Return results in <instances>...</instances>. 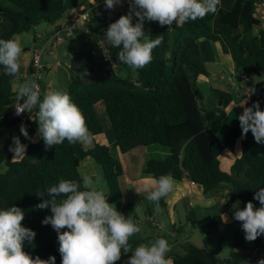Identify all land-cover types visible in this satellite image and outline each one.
<instances>
[{
  "label": "trees",
  "instance_id": "16d2710c",
  "mask_svg": "<svg viewBox=\"0 0 264 264\" xmlns=\"http://www.w3.org/2000/svg\"><path fill=\"white\" fill-rule=\"evenodd\" d=\"M83 0H0V38L9 39L32 32L36 36L38 26L47 22L55 24L66 13L78 8ZM258 0H237L232 8H219L217 14H209L203 19L189 21L181 26L174 25L169 41L171 54L163 47L161 34L151 29L150 39L159 35L162 44L153 50V60L148 68L137 70L138 77H125L119 72L110 74L103 81H94L90 75L76 74L71 81L68 94L81 109L89 132L99 135L104 132V124L97 116L95 106L103 101L106 113L112 124L115 141L113 146L122 153L139 146L158 144L168 147L170 155L163 159H149L144 173L158 178L171 174L175 180L188 178L203 187L205 196L216 195L228 187L227 202L240 203L241 208L254 200L255 193L264 187V145L256 151L248 134L242 135L239 119L230 121L229 147L232 151L238 138H241V155L232 163L229 170L222 167L219 151L214 145L211 127L221 121L226 112L220 107L207 108L205 96L197 85L201 75H209L203 56L201 39L220 41L231 52L236 70L246 75L242 80L251 88L252 103L264 100V29L259 34L254 28L260 25L256 13ZM159 27H169V25ZM120 49L109 45L108 52L119 68L126 65L118 61ZM105 55L100 56V61ZM22 64L19 79L22 78ZM16 77L4 74L0 68V208L12 205L25 212L22 224L32 228L36 236L32 243H25L24 250L33 259L39 256L48 259L55 255V264H61L58 233L43 219L51 214V206L46 209L36 207L47 196V188L60 179L81 181V163L92 157L103 168L108 184L107 196L125 216L140 222L136 205L124 199L121 177L122 163L111 153V145L95 144L86 148L80 143L62 144L47 147L40 135L36 141L28 139L26 154L16 162L12 161V144L7 129L18 125L12 116L13 105L18 100L13 89ZM28 114L36 117V110ZM29 134L33 138L38 131V121L27 120ZM25 143V141H21ZM6 160V169L1 166ZM82 183V181H81ZM148 201L147 198H144ZM159 205H166L162 198ZM148 212L150 209L148 208ZM188 220L193 226L214 227L223 223L222 218L208 215L199 217L191 211ZM66 230V229H64ZM165 239L167 235H161ZM205 238L204 246L184 242V252L174 251L172 264H255L258 252L264 253V234L254 241H248L245 233L234 235L233 250L227 260L211 252ZM132 250L142 244L141 238H130ZM251 243V244H250ZM132 252L122 253L114 264H127Z\"/></svg>",
  "mask_w": 264,
  "mask_h": 264
},
{
  "label": "clouds",
  "instance_id": "9594fccd",
  "mask_svg": "<svg viewBox=\"0 0 264 264\" xmlns=\"http://www.w3.org/2000/svg\"><path fill=\"white\" fill-rule=\"evenodd\" d=\"M123 0H104L106 9H114ZM130 11L112 22L105 30L107 44L120 49L118 61L133 72L143 69L153 60V50L162 44V37L149 39L145 35V21H158L161 26L177 27L189 21L203 19L209 14H217L222 0H129ZM133 11L138 18L133 24ZM23 49L15 38H0V68L4 74L19 78L21 71L20 57ZM116 74V73H115ZM247 87V86H246ZM250 88V87H249ZM23 100L22 107L17 108V115L25 110H36L38 133L47 147L51 148L67 140L71 144L91 143L85 117L79 106L67 91L53 89L43 94L36 81H25L16 90ZM242 135L249 130L255 141L264 145V110L260 102L245 107L238 117ZM21 134L32 139L28 128L21 125ZM9 151L13 153L12 161L22 159L27 145L20 136H13ZM81 181L60 179L58 183L47 188L46 197L36 207L46 209L51 206V214L42 223L51 224L58 233L61 264H114L121 259L122 253L132 252L127 264H170L167 253L170 245L163 237L156 238L148 244H139L132 250L129 239L141 231L140 222L131 216H125L109 203L104 191L94 184L100 177L85 172L80 173ZM175 188V178L163 174L143 186L147 191V200L159 202L167 198ZM138 193L141 189H136ZM254 200L260 202L256 207L249 201L246 207L233 205L234 219L241 222V227L248 241H254L264 234V187L255 193ZM240 204V203H239ZM24 210L16 205L0 208V264H55L56 256L48 259H35L24 250L25 243H32L35 230L22 224ZM226 220V219H225ZM66 229V230H64Z\"/></svg>",
  "mask_w": 264,
  "mask_h": 264
},
{
  "label": "crops",
  "instance_id": "0c3cea01",
  "mask_svg": "<svg viewBox=\"0 0 264 264\" xmlns=\"http://www.w3.org/2000/svg\"><path fill=\"white\" fill-rule=\"evenodd\" d=\"M236 1L237 0H222L223 6L221 8H232ZM129 11V0H123V3L117 4L114 9H106L104 6V0H83L82 4L78 8L69 11L55 24H52L51 29L42 31L36 30L37 38H35V35L32 32L31 34L26 32L28 34L23 33L17 36L16 39L20 42L23 49V55L20 57V63L23 68L21 80L27 79L29 73H31L32 59L30 53L33 49L41 48L45 53V50L50 48L51 55H53L59 63L60 60H63L66 57V55H63L65 49L64 44L67 38L71 37V45L75 47V50H73V52H71L68 56L71 70L76 74L90 75L94 81H103L106 76L110 75L105 67L106 62L104 60L100 61L99 59L100 56L106 55L109 49V45L105 39V30L112 22L119 19L120 16L128 14ZM83 12L85 13L86 22L81 26H76L73 30L74 34L72 36H66L64 40L56 42L55 38H53L55 32L61 30V34L62 32L66 33L68 27L78 16V13ZM257 16L260 20V25H257L253 30L256 35L264 29V9L261 13H258ZM137 20L138 18L135 16L133 11V24H135ZM174 25H176L175 21L171 26L164 28L159 27L158 21H145L144 24L145 35H147L148 38H150L151 29L158 31L161 34L163 37V47L166 50L167 55L171 54L169 41L172 37V28ZM28 40H32L36 44L42 45H35L31 49H28V44L25 43V45H22V42H26ZM54 43H56V45H54ZM97 44L98 47H95ZM90 46H92L91 49H89ZM201 48L204 59L208 64L209 75H201L197 79L196 83L205 96L204 105L207 108L220 107L226 112L225 117L211 127V132L214 135V145L219 151L218 154L222 162V167L225 170H229L235 159L241 155V141L237 150L235 148L232 151L229 147L231 133L230 121L232 118H238L239 115L243 113L245 107L253 105V94L251 88L246 87L243 81L238 83L240 73L236 70L231 52L228 51L222 42L201 39ZM96 49H98L97 53L93 54L92 51ZM54 58H51V62ZM213 63L222 65L223 70L220 68L210 69L209 66ZM44 64L47 66V63ZM148 67L149 64L145 66V68ZM116 69L125 77L130 76L133 79L138 77V72H133L127 66L119 68L116 64ZM95 73H98L102 79L99 80L97 76H94ZM15 85L16 84L13 83V89L16 91ZM202 86H204L207 91H204ZM209 91L215 92V95L211 96ZM103 105L105 109V104ZM99 107L101 108V104H99ZM260 107L264 110V100L260 104ZM108 126L109 127L104 129L105 131L102 134L93 135L94 138H92L91 143L84 146L86 148H92L97 143L111 145V153L122 163L124 173L121 177V184L124 191V199L125 201L132 202L135 205L140 203L143 208L144 219L141 217V214L139 215L142 234H140V231L136 237L141 238L144 241L148 240L146 244L155 240L151 239L155 237V233L153 232L151 235H148L149 231L147 232L144 230L142 224H144V227H147L148 229L159 230V228H161L160 230H162L165 228V235L168 237L171 235L175 236V234L177 235V233H181V229L178 228V224L179 219L180 223H183L182 217L186 222L185 224H181V226L189 227L191 224L193 227L192 223L187 218L191 211H195L201 218L208 215L213 217L212 214H214L217 218L223 219L227 217L230 207V203L227 202V187H224L216 195L205 196L203 193V187L200 184H193L192 180L188 178L175 180V188L168 194L166 198V205L164 207L157 205L156 202L145 201L144 198L147 197V191H143V186L150 183L152 179H155L153 176L144 173L143 170L146 162L149 159L163 160L170 155L171 151L168 147L154 144L139 146L126 153H122L118 147L113 146L115 138L110 119ZM8 133L10 138H12V132L10 131ZM248 137L252 141L254 149L258 152L261 151L262 145L259 144V148L255 147L257 143L255 139H252L249 134ZM39 138L40 136H38L36 140ZM100 140L103 141V143H100ZM225 153H227V155L223 159V155ZM91 158L92 157L89 156L81 163V172L85 171V173L88 174L98 173L96 165L92 162L93 158ZM93 161L95 160L93 159ZM92 165H94V167ZM103 179L99 180V182L101 181L99 185L95 183L94 186L97 189L104 191L107 196L109 188L105 177ZM138 188L141 189L140 193L136 191ZM108 201L109 203L114 204L109 200V197ZM116 208L122 213L117 206ZM148 208L150 209V212H148ZM224 222H226L225 219H223L222 224H224ZM171 232L173 234H171ZM164 234L158 233L157 236L159 237ZM136 237H134V239H137ZM260 248L264 251V244L260 246ZM177 249L178 244L175 243L172 246L170 245V251L178 252ZM166 255H168V253ZM168 259L170 264H172V256H168Z\"/></svg>",
  "mask_w": 264,
  "mask_h": 264
},
{
  "label": "rangeland",
  "instance_id": "374dc122",
  "mask_svg": "<svg viewBox=\"0 0 264 264\" xmlns=\"http://www.w3.org/2000/svg\"><path fill=\"white\" fill-rule=\"evenodd\" d=\"M52 24L47 23V22H43L41 23L38 28L37 31H42V30H49L51 29ZM67 32V31H66ZM29 34H31V32H28ZM26 33V34H28ZM66 33L62 32V35H65ZM147 34V33H146ZM150 39V38H149ZM28 44L29 48L31 49L32 47H34L35 45H39L41 46L42 44H36L35 42H33L32 40H28L26 42H22V45ZM98 47V44L97 46ZM64 52L63 55H66L65 59L60 60V62L58 63L53 55H51L50 53V48L45 50V53L42 56V61L44 63H47V67H45L44 69L41 70L42 72V77L40 79V83H41V98L43 97V94L46 93L47 91L53 90V89H61L64 91L68 92V88L69 85L71 83V81L73 80V78L75 77L76 73H74L71 68H70V63H69V58L68 56L71 54V52H73V50H75V47L71 45V37H68L65 44H64ZM92 46H90L89 49H91ZM97 50H93V54L97 53ZM31 54V59H32V52ZM23 55V51L21 53V56ZM51 58H54L53 61L51 62ZM51 63H52V67H51ZM207 67L208 64L206 63ZM210 69L214 68V69H218L220 68L221 70H223V66L222 65H218L213 63L211 66H209ZM116 72L117 69H116ZM94 76H97V78L99 80L102 79L101 76L98 75V73ZM239 78V77H238ZM25 81H32V77H31V73H29V76L27 79L21 80L19 78L15 79L13 81V83H15V88L16 90L19 88V86L24 83ZM242 80L239 79L238 83H240ZM18 85V86H17ZM202 89L204 91H207L206 88H204V86H202ZM209 94L211 96L215 95V92L209 91ZM208 94V95H209ZM99 104H101V108L99 107ZM104 102L100 101L98 103V105L96 104L95 106V110L97 113V116L99 117V119L101 121H103V124L105 126L104 129H107L108 123H109V117L104 109ZM105 131V130H104ZM7 132H10V129H7ZM9 134V133H8ZM248 134L251 136L252 139H255L253 136V133L251 132V130H249ZM11 135V134H10ZM91 137H93V135L90 133ZM40 136V134L38 133V131L36 132V135L32 138V140H36V138ZM99 139V138H98ZM240 141H242L241 138H238L235 142L234 148H236L239 146ZM100 143H103V141H99ZM214 143V142H213ZM255 147L259 148V144L256 143ZM222 153V152H221ZM227 155V153H225L223 155V159L225 158V156ZM11 158H13V153L11 155ZM92 159V158H91ZM228 160V159H227ZM93 164L96 165V169L98 170V173L96 175H98L100 177V179L102 180L104 178V173H103V168L102 166L97 163L96 161H93ZM94 167V165H92ZM81 168V167H80ZM6 169V160L3 162L2 166H1V171H5ZM81 171V170H80ZM83 171V170H82ZM85 172V171H83ZM104 180V179H103ZM101 182V181H100ZM97 183V185H99V183ZM227 192H228V187H227ZM139 203V202H138ZM239 205L241 207V204L239 203H230V207L227 213V217L223 218L226 219V222H224V224L221 225H217L214 227H200V226H191V224L189 225V227H185V226H181V224H185V220L182 217L183 223H180V219H179V224H178V228L181 229V233H177V235L175 234V236H169L167 238L169 245H173V244H178V249L177 251L180 253L184 252L183 249V243L184 242H192L194 244H197L199 246H204L205 244V238L207 237V235L210 233V239L209 242L207 243L208 248L211 252L215 253L219 258L221 259H225L227 260V258L230 255V252L233 250V243H234V235L237 232L240 233H244L242 227H241V222L237 221L234 219V208L233 205ZM114 206H116L115 204H113ZM137 211L139 213V215L141 214L144 219V215H143V208L141 207L140 203L136 205ZM213 215V218H217L216 216ZM143 225V229L146 230L148 232V235H151V233H155V237L151 238V239H156L159 238L157 235L159 234H164L166 233L165 228H163L162 230H160L161 228H159V230H154V229H148L147 227H144ZM160 226V224H159ZM140 233V232H139ZM142 234V231L141 233ZM171 234H173L171 232ZM138 235V233L134 234V236H131L132 238L136 237ZM138 238V237H136ZM142 240V244H146V241ZM151 241V240H150ZM251 244V243H250ZM173 252L169 251L168 256H172ZM246 264H250V263H246Z\"/></svg>",
  "mask_w": 264,
  "mask_h": 264
},
{
  "label": "built area",
  "instance_id": "2783aa9c",
  "mask_svg": "<svg viewBox=\"0 0 264 264\" xmlns=\"http://www.w3.org/2000/svg\"><path fill=\"white\" fill-rule=\"evenodd\" d=\"M264 9V0H258L256 4V13H261V11ZM86 22V17L85 13H78V16L73 20V23L68 27L67 32L65 36L61 34V30H58L55 32L53 35V38H55L56 42H60L66 38V36H72L74 34V28L76 26H81ZM56 45V43H54ZM44 54V50L41 48H35L32 50V60H31V77L32 81H36L39 84L40 87V92H41V83L40 79L42 77V72L41 70L47 67L44 62L42 61V56ZM103 60L106 62L105 67L106 70L109 74H114L116 73V64L112 61V56L111 54L107 51V54L103 58ZM241 80H246L247 76L246 75H240ZM249 88V87H248ZM23 105V100L18 98L16 103L13 105L12 109V116L18 119V125L11 127L10 131L12 132V138L13 136H20L21 141H25V144H27L28 140L26 137H24L21 132L20 128L21 125H26L27 120L30 122L34 121V117L28 114V110H25L23 113L17 115V108L16 107H22ZM28 128V127H27ZM29 131V129H28ZM193 184H195L194 181H192ZM255 264H264V253L258 252L257 255L254 258Z\"/></svg>",
  "mask_w": 264,
  "mask_h": 264
}]
</instances>
